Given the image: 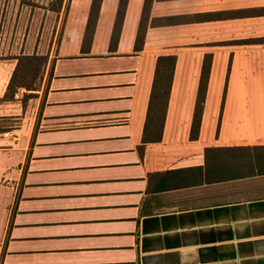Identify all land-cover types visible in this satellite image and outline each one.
Listing matches in <instances>:
<instances>
[{
  "label": "crops",
  "instance_id": "crops-1",
  "mask_svg": "<svg viewBox=\"0 0 264 264\" xmlns=\"http://www.w3.org/2000/svg\"><path fill=\"white\" fill-rule=\"evenodd\" d=\"M118 2L90 39L88 14L68 19L25 110L5 98L21 51L0 50V264H264V173L205 159L264 145V0H126L114 35ZM161 55L176 58L162 135L143 142Z\"/></svg>",
  "mask_w": 264,
  "mask_h": 264
},
{
  "label": "rangeland",
  "instance_id": "rangeland-1",
  "mask_svg": "<svg viewBox=\"0 0 264 264\" xmlns=\"http://www.w3.org/2000/svg\"><path fill=\"white\" fill-rule=\"evenodd\" d=\"M91 2L92 0H0V50L9 47L16 48L18 53L21 51L12 89L19 95L17 100L24 110L27 104L32 103L28 98L36 95L33 91L40 89L46 78V66L64 34L68 19L75 15L77 28L88 14ZM96 10L97 5L92 9L93 15ZM14 122L19 125L23 119L17 118Z\"/></svg>",
  "mask_w": 264,
  "mask_h": 264
},
{
  "label": "trees",
  "instance_id": "trees-1",
  "mask_svg": "<svg viewBox=\"0 0 264 264\" xmlns=\"http://www.w3.org/2000/svg\"><path fill=\"white\" fill-rule=\"evenodd\" d=\"M102 0H92L91 7L89 8L86 27L84 32V39H90L96 19L99 13L100 5ZM148 0H145L147 4ZM126 0H119L115 22H114V35L118 33L119 26L123 17L124 8ZM97 5V10L95 15H93L92 9ZM91 27V28H90ZM141 27V25H140ZM142 27L138 31L136 38L137 43L142 42ZM18 59V58H17ZM176 58L174 55H161L157 58L154 78L152 83V88L150 92L148 108L146 113L144 131H143V142H153L158 141L162 135L163 123L168 103V97L171 88L172 76L174 72ZM18 64V60H17ZM16 67L12 73L10 81L7 86L5 93V98L14 99L15 91L13 88L14 85V75L16 72ZM211 66V56H204L201 73L199 78V86L197 90V96L194 106V114L191 124L190 137L195 139L198 134L199 124L201 120V114L204 106V99L206 95V88L208 82V76ZM17 87V86H16ZM18 87H24L28 90H34V88L26 87L25 85H18ZM16 89V88H15ZM234 151L235 153L241 154L243 158L250 161L254 166L253 170H256L257 173H264V145L263 146H239V147H210L205 150V159L208 160L209 156L216 159H221L222 155H225L228 152ZM245 160V159H243Z\"/></svg>",
  "mask_w": 264,
  "mask_h": 264
}]
</instances>
